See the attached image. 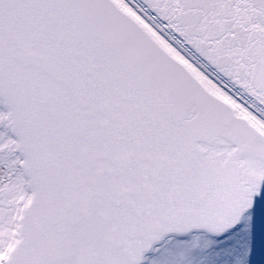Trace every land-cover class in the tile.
I'll list each match as a JSON object with an SVG mask.
<instances>
[{
	"label": "snow or ice",
	"instance_id": "obj_1",
	"mask_svg": "<svg viewBox=\"0 0 264 264\" xmlns=\"http://www.w3.org/2000/svg\"><path fill=\"white\" fill-rule=\"evenodd\" d=\"M0 264H264V0H0Z\"/></svg>",
	"mask_w": 264,
	"mask_h": 264
}]
</instances>
